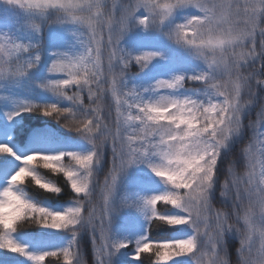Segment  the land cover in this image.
<instances>
[{"label": "snow or ice", "instance_id": "snow-or-ice-1", "mask_svg": "<svg viewBox=\"0 0 264 264\" xmlns=\"http://www.w3.org/2000/svg\"><path fill=\"white\" fill-rule=\"evenodd\" d=\"M0 264H264V0H0Z\"/></svg>", "mask_w": 264, "mask_h": 264}, {"label": "trees", "instance_id": "trees-1", "mask_svg": "<svg viewBox=\"0 0 264 264\" xmlns=\"http://www.w3.org/2000/svg\"><path fill=\"white\" fill-rule=\"evenodd\" d=\"M228 243H229L230 247H235V246H237L236 242H233V241H231V240H229Z\"/></svg>", "mask_w": 264, "mask_h": 264}]
</instances>
